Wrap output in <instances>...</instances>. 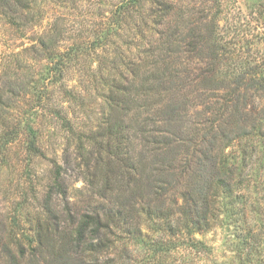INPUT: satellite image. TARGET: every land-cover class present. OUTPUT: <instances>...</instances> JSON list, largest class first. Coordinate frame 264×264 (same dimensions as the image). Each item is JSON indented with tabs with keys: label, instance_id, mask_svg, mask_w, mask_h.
<instances>
[{
	"label": "trees",
	"instance_id": "1",
	"mask_svg": "<svg viewBox=\"0 0 264 264\" xmlns=\"http://www.w3.org/2000/svg\"><path fill=\"white\" fill-rule=\"evenodd\" d=\"M30 2L0 0V12L16 22L28 15ZM119 5L121 22L143 45L135 61L110 58L107 85L112 90L122 87L117 96L124 99L125 113L113 119L107 146L97 145L116 166L103 164L100 158L95 165L112 183L122 181L111 176L113 168H124L127 181L105 195L107 203L101 209L72 215L58 208L66 189L63 167L54 161L43 217L31 235H22L24 239L0 241V259L5 264H108L103 256L115 244L110 237L117 232L150 236L142 227L149 219L163 224L149 242L155 249L166 253L181 239L205 248L195 233L218 224L223 205L229 204L235 234L242 242L233 264H264L263 211L246 191L255 159L264 158V63L243 66L232 61L236 72L222 74L225 58L216 43L208 45L207 24L188 21L185 12H176L172 0H120ZM87 48H79L80 53L86 54ZM193 52L204 56H190ZM34 54L48 60L59 56L53 68L59 70L60 80L65 78L63 69L67 72L70 66L65 55L43 40ZM117 101L111 99L114 106ZM198 101L203 114L188 121L182 110ZM47 106L52 120H67L60 109ZM36 122L27 126L24 142L27 155L35 157L46 153ZM14 142L0 139V154L11 150ZM85 146L79 145L88 151L80 156L88 166L93 150ZM136 198L141 200L139 207ZM205 252L210 253L206 248Z\"/></svg>",
	"mask_w": 264,
	"mask_h": 264
},
{
	"label": "rangeland",
	"instance_id": "2",
	"mask_svg": "<svg viewBox=\"0 0 264 264\" xmlns=\"http://www.w3.org/2000/svg\"><path fill=\"white\" fill-rule=\"evenodd\" d=\"M119 2L31 0L28 15L16 22L0 12V139L15 141L11 150L0 154V241L10 237L24 239L22 235L32 234L43 217L45 197L54 178V161L63 167L66 189V194L59 197L58 208L67 209L72 215L101 209L107 203L105 195L127 181L126 169L113 168L111 176L117 175L122 181L112 183L95 165L100 158L103 164L116 166L108 162L111 159L99 147L107 146L113 119H120L125 113L124 99L117 96L123 92L122 87L112 90L107 85L109 61H135L143 45L141 38L121 22ZM172 2L176 12H185L188 21L190 18L196 24H207L208 45L216 43L225 58L222 74L234 73L232 61L243 66L264 63V0ZM41 40L55 53L68 58L70 66L67 72L64 67L63 80L59 70L53 68L59 56L53 60L34 58ZM82 46H88L83 55L79 50ZM71 55L74 59H69ZM190 56L202 58L204 54L193 52ZM197 60L190 63L194 65ZM112 98L119 100L117 106L111 103ZM47 104L60 109L67 120H52ZM194 104L182 110L188 121H197L203 114L201 102ZM34 121L40 125L41 142L46 149L44 155L37 157L27 155L24 148L27 126ZM54 125L57 127L53 128ZM83 144L93 150L88 166L80 156L88 152L80 149ZM252 173L246 191L264 216V158L255 159ZM134 201L139 207L141 200ZM227 205H223L225 212L218 224L195 233L209 254L202 246L191 247L184 239L171 242L176 248L170 246L166 253L155 249L149 242L157 238L163 224L149 219L142 227L143 234L150 236L133 237L117 232L110 237L115 244L103 259L108 264H233L242 242L235 234L231 206ZM255 217L260 216L256 213ZM24 248L27 249L26 245ZM0 264H5L4 259H0Z\"/></svg>",
	"mask_w": 264,
	"mask_h": 264
}]
</instances>
